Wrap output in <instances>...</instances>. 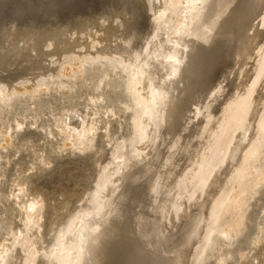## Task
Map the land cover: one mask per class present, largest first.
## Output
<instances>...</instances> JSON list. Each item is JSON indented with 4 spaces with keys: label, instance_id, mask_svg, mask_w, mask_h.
I'll list each match as a JSON object with an SVG mask.
<instances>
[{
    "label": "bare ground",
    "instance_id": "obj_1",
    "mask_svg": "<svg viewBox=\"0 0 264 264\" xmlns=\"http://www.w3.org/2000/svg\"><path fill=\"white\" fill-rule=\"evenodd\" d=\"M143 1L105 0L83 15L73 12L53 22L26 9L14 18L16 27L11 16L0 25L1 70L18 66L22 58L29 61L27 74L18 69L22 65L10 70L24 73H1L0 85L7 88L24 74L34 78L46 72L47 56L63 57L88 45L80 33L97 32L93 54L115 53L119 64L128 66V75L120 71L127 76L133 107L131 154L112 150L118 160L112 169L101 168L89 205L57 230L51 243L55 264H201L208 229L232 204L225 198L235 200L248 182L264 176V163L252 160L264 141V0H168L164 10L157 0ZM138 2L155 13L153 20L142 12L153 20L148 29L144 19L147 30L130 22ZM128 13L136 15L128 21L123 17ZM167 16L174 21L158 36ZM91 56L89 61H98ZM112 59L103 60L107 65ZM31 68H39L38 74ZM76 118L72 123L80 126Z\"/></svg>",
    "mask_w": 264,
    "mask_h": 264
},
{
    "label": "rangeland",
    "instance_id": "obj_2",
    "mask_svg": "<svg viewBox=\"0 0 264 264\" xmlns=\"http://www.w3.org/2000/svg\"><path fill=\"white\" fill-rule=\"evenodd\" d=\"M16 1L0 0V15L3 14L0 25L7 21L6 18L11 21V17L14 25H17L15 22L18 17L16 16H20L26 9H29L32 15L42 12L45 16L39 15H43L44 18L47 16L51 19L48 20L53 22L57 16L58 19L65 18L67 15L70 17L69 14H74L73 12L75 15H83L104 3L105 0H43V2L18 0V7H16ZM22 1L28 6L24 7L25 4ZM167 1L158 2L157 0L155 3L158 6L162 5L161 9L164 10V3L166 4ZM13 2L16 3L13 5ZM138 3L137 6L141 7V2ZM19 4H22L23 8ZM8 5L11 6L8 9H14L12 12L16 15L9 13ZM138 7L135 11L137 9V17L141 19H136V14H133L135 11L128 13V16L124 14L123 17L126 15L127 20L130 21L135 16L136 18L130 21H133L135 28L142 30L144 27L147 30L145 25L149 22L152 25L155 13L152 10L144 11V7H141L140 14ZM15 8H19L20 11ZM146 11L148 14H145ZM62 12L66 13L62 15ZM142 12L150 18L154 16L153 20L150 21L151 19L149 20L147 16L144 18ZM126 18L123 19L126 20ZM164 18L161 22L164 24L158 28L160 32L157 31L158 36L165 33L169 21L171 24L174 21L169 20L168 16ZM144 19H147V22ZM9 21L6 27L12 24H9ZM148 27H150L149 24ZM91 33H87L88 40L86 33H80L79 37H84L83 39L91 42L93 46L89 43V46L79 44L75 47L76 50L64 53L63 57L47 56L45 63H50L47 64L49 69L47 68L46 72H43L45 69L41 70L42 74L40 73L37 77L32 78L26 75L27 79L25 76L28 72L24 67L29 66L26 58L21 60L26 59L27 64L26 61L25 63L18 61L23 64L17 65L23 67L15 66V63L13 67L7 66L5 72L2 71L4 65L0 68L1 76L8 73L7 69L9 72L13 71L10 68L18 67L25 70L24 75L13 81L15 85L11 84L8 88L4 84L0 85L2 91L10 88L7 95L0 94V256L3 258L2 262L0 259V264H55L53 259L55 260L56 256H52L53 250L51 251L53 238L73 212L89 205L88 197L101 168L108 166L107 169H112L115 161L118 160L117 154L113 155L112 150L121 147L120 151L118 150L119 153L131 154V138L134 135L131 120L133 107L128 95L130 90L127 86L125 87L128 66L124 62L120 63V66V58H114L117 55L115 53L93 54L94 47H98L99 42L96 40L97 32ZM89 34L93 35V38ZM84 46L86 49L83 48ZM81 49L82 51L78 53ZM87 49H90L92 53ZM76 53L80 55H74ZM91 55L99 57L98 61H89L88 59L92 58ZM77 57L82 58L76 60ZM103 59H112L114 62L110 60L111 64L106 65ZM37 69L39 68H33L34 71ZM33 70L31 68L30 71ZM72 113L75 117H72ZM75 118L81 120L80 126L72 123ZM80 127L84 130L81 129V131ZM80 140L84 141L81 146ZM261 144L263 145L264 141ZM262 145L263 149L259 146L260 151L258 150L257 156L255 155L257 158L254 156L252 159L259 161L260 166L264 163V146ZM109 161L113 163L110 164ZM259 179L255 180L254 184L248 182L246 190L241 191L235 200L228 201V197L225 198L232 204L222 210L219 220L208 229L209 236L203 241L199 254V258L203 260L201 264H264V176L262 178L260 176ZM223 207H225L224 204ZM33 212L34 215L30 217L29 214L32 215ZM18 236L20 240L17 239ZM21 238L26 240L22 241ZM21 241L22 243H19ZM30 257H33L31 261Z\"/></svg>",
    "mask_w": 264,
    "mask_h": 264
}]
</instances>
